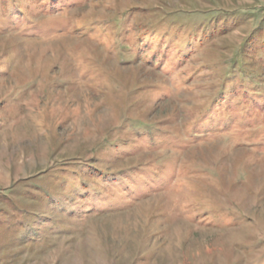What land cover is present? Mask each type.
<instances>
[{"label": "rangeland", "instance_id": "1", "mask_svg": "<svg viewBox=\"0 0 264 264\" xmlns=\"http://www.w3.org/2000/svg\"><path fill=\"white\" fill-rule=\"evenodd\" d=\"M0 264H264V0H0Z\"/></svg>", "mask_w": 264, "mask_h": 264}]
</instances>
